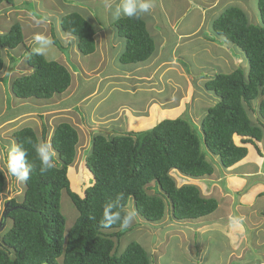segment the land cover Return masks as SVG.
Masks as SVG:
<instances>
[{"label": "trees", "instance_id": "1", "mask_svg": "<svg viewBox=\"0 0 264 264\" xmlns=\"http://www.w3.org/2000/svg\"><path fill=\"white\" fill-rule=\"evenodd\" d=\"M3 2L13 0H0V5ZM258 11L260 22L255 24L244 8L231 4L223 7L211 22V32L245 54L248 68L247 72L235 68L206 77L203 86L216 101L206 108L199 123L189 116L164 118L144 130L111 135L94 133L84 158L92 179L82 193L71 187L68 177L79 138L75 126L59 121L50 131L42 122L38 134L31 124L23 123L14 130V143L27 149V161L33 167L29 180L23 183L21 200L9 199L1 217L7 224L0 238V264H152L150 251L134 237L133 223L126 229L119 224L108 229L100 226L103 206L114 202L118 194L123 196L121 204L127 207L132 202L137 216L149 224L166 214L177 221H194L211 214L217 208V200L203 196L195 184L178 185L170 172L176 170L190 178L210 175L217 162L223 167L232 166L246 156V143L262 139L264 0H258ZM92 12L95 16L101 14L98 8ZM92 20L78 11L60 14L58 23L62 32L77 40L82 55L96 49L97 25ZM113 25L116 34L123 37L117 55L121 66L138 65L155 54L154 39L143 16L121 17ZM51 38L59 50L66 48L67 44L53 31ZM22 44L29 70L10 80L17 99L49 100L70 87L73 74L65 65L31 55L19 22L0 33V70L7 59L9 67L17 62L11 51ZM256 99L257 104L253 103ZM235 136L240 137L239 143L235 142ZM41 139L50 142L55 151V167L46 173H41L32 146ZM209 155L216 156V161ZM5 182L6 174L0 166V198ZM62 191L78 212L68 229L60 210ZM184 244L189 245L186 241Z\"/></svg>", "mask_w": 264, "mask_h": 264}, {"label": "rangeland", "instance_id": "2", "mask_svg": "<svg viewBox=\"0 0 264 264\" xmlns=\"http://www.w3.org/2000/svg\"><path fill=\"white\" fill-rule=\"evenodd\" d=\"M77 1L79 0H14L15 5L8 7L11 9V13L6 16L7 27L5 29H9L15 22L22 21L21 25H24H22L23 34L24 30L29 26L30 31L32 30L30 33L33 35L37 33L33 31L34 28L36 30L41 29L39 33L51 36V31L54 28L56 36L64 45L67 44L64 50H59L55 46V60L68 63L67 67L74 75L75 72H80L77 66L78 63L73 61L72 56L75 51L73 48L77 47V40L70 35L64 34L58 21L60 14L68 13L72 9L70 5L73 6V11L78 10L76 6L80 5L76 3ZM233 5L244 8L251 22L255 24L260 22L258 0H243ZM93 8H98L101 12V0H83L79 10L83 12L85 10L91 11L92 9L93 11ZM218 14L219 12L217 16ZM21 16L25 18L22 20ZM94 22L97 25L98 19L95 18ZM208 32L209 29L203 31V39L209 35ZM212 34L215 38L213 39L214 42L204 41L201 47L196 46L179 53L175 52L173 57L175 55L176 57L165 66L163 64L160 67H155L152 71V73L154 72L152 76L143 78L142 82L129 83L133 87V90L130 88L132 92H135V88L141 85L147 86L150 89L148 92L143 91V89V93L139 91L138 94L118 90L106 93L101 88V95H96L98 97L88 100L77 95L79 82H75L74 79L70 87L59 94L60 97L56 96L52 99L50 101L52 103H48L49 105L46 102L38 101L29 104L30 100L24 102L23 106H26L29 111L19 118L21 122L18 124L15 121L12 122L9 126L10 129L5 132L4 138L0 139L2 141L0 147L3 146V148H0V166L6 174L5 190L0 198V238L7 224L1 218L7 208V201L13 197L20 201L24 189L23 183L18 182L15 177L11 176L5 166L7 148L14 143L12 137L14 130L22 126L23 123L31 124L38 134H40L42 122L46 123L50 131L52 126L59 121H67L75 126L79 138L73 164L68 167V177L71 187L75 191L82 193L84 187L92 179L84 158L89 152L91 137L94 133L101 132L111 135L114 132L124 133L144 130L151 128L161 119L175 117L189 116L194 123L198 124L206 108L216 101L215 97L206 91L203 86V81L206 77L218 72L226 73L235 68H241L244 72H247L248 61L245 54L229 41H223L222 37L217 36L213 32ZM25 39L28 45L32 43V36H29V34L25 33ZM116 49L117 47L111 51L114 52ZM100 50L101 47L98 51L91 53L90 56L82 57L84 64L93 65L97 62ZM23 51L20 46L17 47L18 54L16 57L19 61H25L27 53ZM181 53L182 55H180ZM25 64L27 65L26 62ZM15 65L17 66V64ZM15 65L13 64L8 68L4 74L5 77L2 79L3 85H0V109L4 107L9 114L19 113L23 108L18 104L13 106V102L19 99L13 95L11 86H7L4 81L7 77H12L15 73L20 72L19 68L23 65H18L16 69ZM125 66L132 67L133 65L127 64ZM127 74L128 76L130 75L129 73ZM118 77L128 78L124 75ZM129 77L132 79L131 76ZM102 82L105 83L104 80ZM253 103L257 104L258 100H254ZM235 141L238 142V138H235ZM208 158H212L213 162H215L214 159H217L214 155H209ZM263 159L262 157V161H264ZM262 167H264V164H262ZM170 173L178 185L192 183L198 186L202 192L201 194L209 195L210 189L208 185L211 183L210 180H195L175 170ZM131 203L127 207L133 209ZM60 210L66 220L65 228L68 229L78 212L64 191L61 192ZM220 212L221 209L216 208L211 214L200 220L210 222ZM137 215L136 213V217L132 222L134 224L133 231H135L134 237L135 239L137 237L136 240L146 250L150 251L153 258L152 264L225 263L227 252L224 250H227L228 246L220 229L211 228L210 230L201 232L197 230L195 232V227L199 226L197 221H177L172 219L170 214H166L158 222H150L149 224ZM124 240L126 241L127 239ZM185 241L189 244L188 246L184 244ZM196 247L198 250L200 249L198 254L197 252L194 253Z\"/></svg>", "mask_w": 264, "mask_h": 264}, {"label": "crops", "instance_id": "3", "mask_svg": "<svg viewBox=\"0 0 264 264\" xmlns=\"http://www.w3.org/2000/svg\"><path fill=\"white\" fill-rule=\"evenodd\" d=\"M239 1L243 0H154V8L142 16L145 18L147 28L154 39L155 54L147 61L132 67H123L117 62V55L123 45V37L116 34V27L113 25L114 20L112 19L109 5L114 7L119 0H101V14L96 16L92 11H80L79 8L83 0L77 1L76 3L80 6H76L78 10L74 11H78L84 17H90L93 19L92 22H94L95 18L98 19L95 52L101 47L100 54L97 56L99 59L93 65H86L82 61V57L85 58L90 56V54L82 55L77 50V47L73 48L75 50L72 54L73 61L78 63L77 66L80 71L75 72L73 75V80L75 79V82H79L78 96L92 100L98 97L96 95H101V88L106 93L118 90L138 94L139 91L143 93V89V91L148 92L150 89L144 85L137 86L135 92H132L133 87L129 83L142 82L143 78L152 76L154 73L152 71L155 67H160L163 64L165 66L176 57V55L173 57L175 52L179 53L196 46L201 47L204 41L214 42L213 39L215 38L210 31L211 22L223 7L233 5ZM12 5H15V3L3 2L0 5V33L8 30L5 29L7 27L5 20L7 19L6 16L11 13V9L8 7ZM70 6L72 9L68 12L74 9L72 5ZM20 18L23 20L25 17L21 16ZM19 23L21 25L23 22L20 21ZM208 29L209 35L203 39V31ZM24 31L23 34L22 28L24 43L28 45L25 42V33L33 37V34L30 33L32 30L30 31L28 26ZM33 31L39 33L41 29L36 30L33 28ZM52 31L54 32V28ZM115 47L117 49L114 52L111 51ZM20 48L25 51L23 44ZM11 52V55L15 57L18 54L17 48ZM8 62L9 60L7 59V67L5 66L0 70V85H3L2 79L9 68ZM15 64V69L18 65H23L19 68V73L29 70V66L25 64L24 60L19 61L17 59ZM63 65L67 67L68 63H63ZM100 72L101 74L99 75ZM19 73L17 72L14 75ZM127 73L130 74L129 76L132 79ZM122 75L128 78L118 77ZM12 77H7V86H10ZM103 80L105 83L102 82ZM56 96H59V94L54 95L49 100H30L29 104L38 101L46 102L49 105L52 103L50 101ZM24 102L26 100L19 99L13 102V106L18 104L23 107ZM24 109L22 108L19 113L11 114L4 107L0 109V139L4 138L5 132L10 129L9 126L12 122L15 121L17 124L21 122L19 118L27 112V109ZM235 138L239 140L235 142L239 143L240 137L235 136L234 140ZM245 146L247 147V154L237 163L229 167H223L217 162L212 174L193 178L195 180L208 179L211 181L210 185L207 184L210 189L209 195H202L215 198L217 200V208L221 209L219 215L210 222L200 220L206 216L194 220L199 225L195 227V232L197 230L200 232L210 230L211 228L221 230L225 236L224 241H226L228 246V249L224 250L227 252L224 264H264V167H262V164H264V161H262V157L264 158V135L260 141L246 143ZM0 148H3V146Z\"/></svg>", "mask_w": 264, "mask_h": 264}, {"label": "clouds", "instance_id": "4", "mask_svg": "<svg viewBox=\"0 0 264 264\" xmlns=\"http://www.w3.org/2000/svg\"><path fill=\"white\" fill-rule=\"evenodd\" d=\"M109 8L114 21L119 20L121 17L139 19L154 8V0H119L114 7L109 5ZM29 47L31 48V55L44 57L48 62H53L56 59L55 41L44 33L34 34ZM32 146L40 161L41 173L53 169L55 167L53 159L55 151L51 143L41 139L33 143ZM27 156L28 151L22 144L13 143L7 148L6 170L20 183H26L29 180L33 167L27 161ZM121 200H123V196L118 194L114 202L106 203L103 206L102 217L100 218L101 227L108 229L119 224L121 229H126L132 224L136 212L121 204ZM90 219H95V217H90Z\"/></svg>", "mask_w": 264, "mask_h": 264}]
</instances>
